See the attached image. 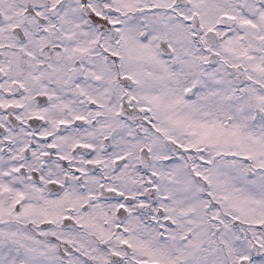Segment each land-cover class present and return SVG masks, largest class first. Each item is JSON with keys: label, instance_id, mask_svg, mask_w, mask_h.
<instances>
[{"label": "snow or ice", "instance_id": "snow-or-ice-1", "mask_svg": "<svg viewBox=\"0 0 264 264\" xmlns=\"http://www.w3.org/2000/svg\"><path fill=\"white\" fill-rule=\"evenodd\" d=\"M0 264H264V0H0Z\"/></svg>", "mask_w": 264, "mask_h": 264}]
</instances>
